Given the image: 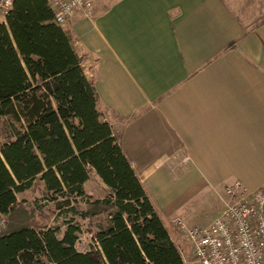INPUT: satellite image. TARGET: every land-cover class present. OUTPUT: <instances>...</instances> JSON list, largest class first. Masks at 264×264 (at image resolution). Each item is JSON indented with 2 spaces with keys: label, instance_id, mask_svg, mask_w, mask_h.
I'll use <instances>...</instances> for the list:
<instances>
[{
  "label": "crops",
  "instance_id": "0c3cea01",
  "mask_svg": "<svg viewBox=\"0 0 264 264\" xmlns=\"http://www.w3.org/2000/svg\"><path fill=\"white\" fill-rule=\"evenodd\" d=\"M255 1L116 0L61 26L172 241L178 197L218 196L212 223L226 186L264 187V20L236 8Z\"/></svg>",
  "mask_w": 264,
  "mask_h": 264
},
{
  "label": "trees",
  "instance_id": "16d2710c",
  "mask_svg": "<svg viewBox=\"0 0 264 264\" xmlns=\"http://www.w3.org/2000/svg\"><path fill=\"white\" fill-rule=\"evenodd\" d=\"M97 99L46 1L15 0L0 24V119L12 121L10 140L0 146V213L11 220L0 236V264H184L110 125L100 120ZM90 170L108 195L81 210L77 200L85 198ZM36 181L65 218L63 231L17 219L27 214L16 195ZM73 217H105L92 246L82 248Z\"/></svg>",
  "mask_w": 264,
  "mask_h": 264
},
{
  "label": "built area",
  "instance_id": "2783aa9c",
  "mask_svg": "<svg viewBox=\"0 0 264 264\" xmlns=\"http://www.w3.org/2000/svg\"><path fill=\"white\" fill-rule=\"evenodd\" d=\"M15 0H0V24ZM54 22L63 26L69 20L88 15L90 0H45ZM229 199L223 213L207 227L173 225L190 244V260L184 264H264V187L251 192L240 182L224 188ZM7 216L0 213V236L7 229Z\"/></svg>",
  "mask_w": 264,
  "mask_h": 264
},
{
  "label": "rangeland",
  "instance_id": "374dc122",
  "mask_svg": "<svg viewBox=\"0 0 264 264\" xmlns=\"http://www.w3.org/2000/svg\"><path fill=\"white\" fill-rule=\"evenodd\" d=\"M114 1L116 0H90V4L93 5V10H103ZM243 4L245 2H240V5L236 3V8L238 9L237 16L247 27L258 26L264 20V0H258L249 5ZM8 123H12L10 117L0 119V146L5 141L10 140ZM14 125L17 128L20 127L17 123ZM83 190L85 198L77 200L81 210L85 209V203L103 199L108 195L107 187L92 170L88 173V180L85 182ZM49 197L50 195L45 192L43 185L39 181L34 182L31 189L26 192L25 199H20L22 197H18L17 199L22 205V210L27 214L17 218L19 222L29 223L38 227H60L61 231H63L65 218L58 215L55 211V205L49 201ZM220 207L221 201L218 196L211 192H205L201 193V195H183L178 197L170 211L173 213L171 215L173 218H178L189 227H207L211 224L212 219L218 215ZM69 218H71V215L67 216V219ZM73 218L75 223L80 226L79 240L82 248L86 249L92 246L91 234L95 232L96 226L105 217L93 218L92 220ZM7 221L6 232L11 229L10 218H7ZM173 243L180 252L182 259L188 262L190 260L191 247L185 236L178 232V235H173Z\"/></svg>",
  "mask_w": 264,
  "mask_h": 264
}]
</instances>
